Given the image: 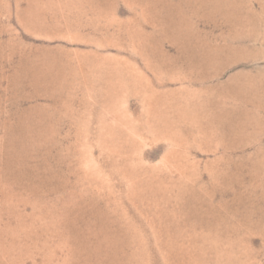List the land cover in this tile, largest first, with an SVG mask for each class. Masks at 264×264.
Masks as SVG:
<instances>
[{
  "label": "rangeland",
  "instance_id": "rangeland-1",
  "mask_svg": "<svg viewBox=\"0 0 264 264\" xmlns=\"http://www.w3.org/2000/svg\"><path fill=\"white\" fill-rule=\"evenodd\" d=\"M0 264H264V0H0Z\"/></svg>",
  "mask_w": 264,
  "mask_h": 264
}]
</instances>
